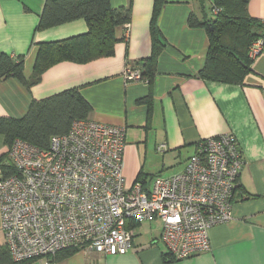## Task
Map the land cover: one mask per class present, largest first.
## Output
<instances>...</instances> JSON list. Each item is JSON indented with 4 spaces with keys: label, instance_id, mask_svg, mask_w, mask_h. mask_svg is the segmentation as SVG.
<instances>
[{
    "label": "crops",
    "instance_id": "crops-1",
    "mask_svg": "<svg viewBox=\"0 0 264 264\" xmlns=\"http://www.w3.org/2000/svg\"><path fill=\"white\" fill-rule=\"evenodd\" d=\"M45 3L0 0V55L23 58L27 82L42 44L89 31L84 19L40 29ZM110 3L131 14L130 22L116 29L119 41L113 55L86 64L59 63L30 87L17 78L0 80V119H21L34 101L78 89L92 107L90 120L125 129L126 184L139 178L148 182L151 174L168 169L181 173L201 141L232 134L244 160L240 189L233 219L210 231V251L172 260L162 241L163 224L154 220L133 225V247L125 255L80 248L55 264H264V53L253 59L252 72L240 85L204 80L200 73L210 48L208 31L189 23L191 17L202 20L201 1L164 0L158 18L163 48L150 84L145 72L153 53L155 0ZM248 13L264 23V0H249ZM127 71L142 78L128 80ZM8 151L6 136L0 133V159ZM4 243L0 212V245Z\"/></svg>",
    "mask_w": 264,
    "mask_h": 264
},
{
    "label": "built area",
    "instance_id": "built-area-1",
    "mask_svg": "<svg viewBox=\"0 0 264 264\" xmlns=\"http://www.w3.org/2000/svg\"><path fill=\"white\" fill-rule=\"evenodd\" d=\"M264 53L259 40L250 48ZM128 80L142 78L127 71ZM125 129L75 122L44 150L17 140L0 167V212L5 245L16 263L55 264L60 252L86 248L125 255L134 227L160 220L162 241L175 260L211 250L210 231L233 219L244 160L232 134L201 141L185 170L128 187L123 172Z\"/></svg>",
    "mask_w": 264,
    "mask_h": 264
},
{
    "label": "trees",
    "instance_id": "trees-1",
    "mask_svg": "<svg viewBox=\"0 0 264 264\" xmlns=\"http://www.w3.org/2000/svg\"><path fill=\"white\" fill-rule=\"evenodd\" d=\"M203 18H190L191 27L206 28L210 48L200 75L206 81L225 84H242L245 76L252 72L253 59L249 52L252 45L264 42V23L252 18L248 13L249 0H209L213 17L207 15L204 2L200 0ZM164 0H155L151 21L153 53L147 60L145 77L152 84L158 56L163 48L158 28V18ZM84 19L89 27L87 34L54 43L42 44L38 54L34 74L30 82L23 76L24 59L0 55V80L17 78L26 86L36 85L42 75L51 67L62 62L86 64L100 58L111 57L114 46L119 41L116 29L131 20L128 10L114 9L110 0H46L40 20V29H47ZM91 105L82 97L78 89L64 91L50 98L34 101L28 113L21 119L1 118L0 133L6 136L10 148L17 140L40 149H48L53 136L69 133L77 121L89 120ZM7 157L0 159L4 174L11 175L14 168ZM137 180L146 183L143 179ZM240 189V181L237 190ZM235 193V201L236 194ZM80 248L60 252L53 261H62L74 255ZM172 260H175L168 254ZM36 261L16 263L7 249L0 245V264H34Z\"/></svg>",
    "mask_w": 264,
    "mask_h": 264
},
{
    "label": "rangeland",
    "instance_id": "rangeland-1",
    "mask_svg": "<svg viewBox=\"0 0 264 264\" xmlns=\"http://www.w3.org/2000/svg\"><path fill=\"white\" fill-rule=\"evenodd\" d=\"M204 5H205L206 11H207V15H208L209 17H213L214 15H213V12L211 11V5H210L209 0L205 1V2H204ZM175 171H176V170L168 169V170H166L165 172H161V173H159V172H155V173H153V174L150 175V177H149V179H148V180H149L148 183L151 182L152 179L156 178L157 176L170 177V176H172V175H175V173H176ZM133 183H134V181H133V182H128V183H127V186L130 187ZM158 226L161 227L162 224L159 222V223H158ZM4 244H5V243H4ZM36 264H37V263H36Z\"/></svg>",
    "mask_w": 264,
    "mask_h": 264
}]
</instances>
